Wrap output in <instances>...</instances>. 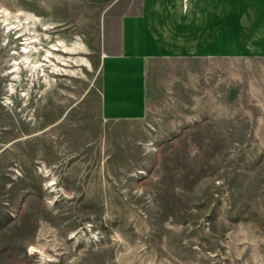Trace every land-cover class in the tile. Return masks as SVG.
Here are the masks:
<instances>
[{
	"label": "rangeland",
	"instance_id": "374dc122",
	"mask_svg": "<svg viewBox=\"0 0 264 264\" xmlns=\"http://www.w3.org/2000/svg\"><path fill=\"white\" fill-rule=\"evenodd\" d=\"M116 2L0 0V264H264V59L164 63L191 78L106 124Z\"/></svg>",
	"mask_w": 264,
	"mask_h": 264
},
{
	"label": "crops",
	"instance_id": "0c3cea01",
	"mask_svg": "<svg viewBox=\"0 0 264 264\" xmlns=\"http://www.w3.org/2000/svg\"><path fill=\"white\" fill-rule=\"evenodd\" d=\"M100 48V118L139 123L153 94L191 78L168 75L164 63L264 59V0H117L104 15Z\"/></svg>",
	"mask_w": 264,
	"mask_h": 264
},
{
	"label": "bare ground",
	"instance_id": "6f19581e",
	"mask_svg": "<svg viewBox=\"0 0 264 264\" xmlns=\"http://www.w3.org/2000/svg\"><path fill=\"white\" fill-rule=\"evenodd\" d=\"M23 30L26 32L27 36H30L28 38L24 39V42L21 43L23 46L22 48V56H23V62L28 63L29 56L32 54L33 51L36 52V49L34 47V43L36 42L35 35L33 32H31V29L23 28ZM53 50H56L55 46L53 45ZM46 60H48L46 58ZM34 67V66H33Z\"/></svg>",
	"mask_w": 264,
	"mask_h": 264
}]
</instances>
